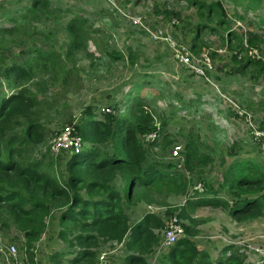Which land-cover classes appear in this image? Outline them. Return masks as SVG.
<instances>
[{
    "label": "rangeland",
    "instance_id": "374dc122",
    "mask_svg": "<svg viewBox=\"0 0 264 264\" xmlns=\"http://www.w3.org/2000/svg\"><path fill=\"white\" fill-rule=\"evenodd\" d=\"M34 1L0 0V102L19 90L5 71L12 64L30 68L38 51H53L69 70H76L65 83L59 78L56 81L51 69L40 63L30 81L20 82L37 97L40 122L48 129L46 141L35 148L34 156L47 153L64 171L74 154L62 150L51 156L52 140L68 129L83 138L79 128L90 120L88 109H94L101 119L105 114L97 111L110 109L113 113L106 114L114 116L117 123L131 117L135 99H143L152 106L157 121V130L150 134L158 135L153 142L146 140L150 134L142 138L147 152L145 167L160 164L166 167L165 172L179 173L190 181L187 195L155 188L147 190L150 203L124 200L132 220L151 213L164 224L155 231L159 246L145 255L148 264H159L168 253L161 243L169 220L176 217L184 229L180 239L186 237L188 228L213 264L222 256L229 257L231 252L226 249L231 246L240 250L246 264H264V218L239 222L222 209L186 207L190 197L209 188L233 203L236 198L223 179L228 166L238 158L264 159V60L249 55L256 50L264 58V0H195L207 6L221 3L224 18L219 9L210 18L201 16L206 7L199 9L189 0H42L36 9L38 20H30L35 17L28 11ZM77 16L89 20L93 27L87 49L71 53L68 24ZM221 19L226 25L219 24ZM199 24L214 31L205 29L194 42ZM157 31L188 48L192 58L208 52L213 70L207 78L195 76L168 42H157ZM112 53L124 59L114 60ZM251 61L261 64L255 66ZM165 133L172 143H164ZM189 135H194L204 146L202 153L213 159L193 172L186 169V159L174 157L177 147L185 149ZM83 140L84 147L90 146ZM252 150L255 153L242 152ZM115 187L123 192L120 178ZM60 212L56 210L48 219L45 234L30 253L24 233L15 226L3 228L0 222V233L18 248L20 264H70L76 257L79 249L70 245L72 237H60ZM117 247L103 241L96 252L99 256ZM121 253L108 256L109 264H126L128 257L123 263ZM57 254L66 258H55Z\"/></svg>",
    "mask_w": 264,
    "mask_h": 264
},
{
    "label": "trees",
    "instance_id": "16d2710c",
    "mask_svg": "<svg viewBox=\"0 0 264 264\" xmlns=\"http://www.w3.org/2000/svg\"><path fill=\"white\" fill-rule=\"evenodd\" d=\"M189 1L199 9L206 7L201 16L210 18L217 9L221 10L222 18L226 15L219 2L207 6L195 0ZM41 3L42 0H35L33 7L28 9L35 15L30 20H38L36 9L42 6ZM174 16L179 17L178 14ZM219 24L226 25L224 19ZM91 27L86 18L77 16L70 20L69 52L87 49ZM205 29L214 31L205 24H199L194 42L199 40ZM37 54L30 68L12 64L5 71L19 90L0 102L2 227L9 229L15 226L22 231L30 253L33 244L45 234L48 219L59 210L60 237L66 240L72 237L70 245L79 249L70 264H96V249L103 241L123 243L126 240L133 252L126 264H148L145 255L159 246L160 238L155 231L162 229L164 224L156 215L147 213L140 222L131 225L124 200L127 203L136 200L150 203L147 190L166 189L187 195L190 186L185 176L167 173L165 166L153 164L145 167L147 152L142 137L157 130L152 106L143 99H135L131 117L117 123L112 115L98 119L95 110L88 109L90 120L79 128V133L90 146L73 153L63 171L48 154L40 158L34 156L35 148L46 141L48 129L40 122L37 97L20 82L30 81L40 63L51 69L56 81L59 78L65 83L76 70H69L61 63V56L53 51H38ZM110 56L114 60L124 59L119 54ZM251 63L255 66L261 64ZM163 139L164 143H172L166 133ZM106 146L110 149L107 150ZM203 147L194 135H189L185 147L187 170L193 172L213 162L211 157L202 153ZM242 152L255 153L254 150ZM118 178L124 184L123 192L115 187ZM223 179L225 188L236 198L233 203L221 198L218 190L209 188L205 193L190 197L186 207L191 210L204 207L222 209L239 222L264 218V159H235L226 169ZM192 236L187 228L186 237L175 244L159 264H213L210 254L200 250ZM235 248L226 249V253L231 252V255L222 256L216 264H246L243 254ZM32 256L31 253V259ZM54 257L66 258L61 254Z\"/></svg>",
    "mask_w": 264,
    "mask_h": 264
},
{
    "label": "built area",
    "instance_id": "2783aa9c",
    "mask_svg": "<svg viewBox=\"0 0 264 264\" xmlns=\"http://www.w3.org/2000/svg\"><path fill=\"white\" fill-rule=\"evenodd\" d=\"M140 22V21H139ZM159 35H155V39L158 42L165 41L163 43H168L172 46V51L176 53V57L179 58L186 66L191 70L195 76L207 78V75L213 70V63L209 57L208 52H203L199 58H192V55L188 53V48L178 44L176 41L173 42L172 37L166 36L162 31H157ZM168 42V43H167ZM249 55L253 60L262 61L264 58L258 54V51L251 50ZM197 59V60H195ZM109 109V108H108ZM98 115L106 113H113L112 110H107L102 107L97 111ZM97 116V114H96ZM98 118V116H97ZM101 119V118H98ZM143 138V137H142ZM158 138L157 134H150L146 137L147 141L153 142ZM57 139V140H55ZM51 142L50 150L48 152L51 156H56L62 150H70L73 153L79 152L84 148L83 138L75 132L74 129H68L60 136L55 138ZM143 140V139H142ZM53 151H56L53 153ZM47 154V153H45ZM174 157L180 160H185V149L182 147H177L174 150ZM184 235L183 226L179 224L177 217L171 218L167 224L166 230L164 232V237L161 243V247L170 250L175 244H177ZM185 238V237H184ZM117 243V242H116ZM109 252H104L100 254L97 264H109ZM0 264H20L19 251L17 246L8 238L7 236L0 233Z\"/></svg>",
    "mask_w": 264,
    "mask_h": 264
},
{
    "label": "crops",
    "instance_id": "0c3cea01",
    "mask_svg": "<svg viewBox=\"0 0 264 264\" xmlns=\"http://www.w3.org/2000/svg\"><path fill=\"white\" fill-rule=\"evenodd\" d=\"M89 145V143H88ZM122 181V180H121ZM120 190V189H119ZM144 214V213H143ZM142 216H135V219L132 220V218L130 217V220H131V225H135L137 224L138 222H140L142 220ZM133 223V224H132ZM113 243L114 245L118 246L114 252H109V256H115L116 253H119V252H122L121 255H122V258L119 259L120 261H123L124 263V259L127 258L129 255L133 254V252L131 250H129L128 248V241H124L123 243H116V242H111ZM171 249V248H170ZM169 251V250H168ZM165 255L167 254V252L164 253ZM99 256H100V253H99ZM99 259V257H98ZM97 259V261H98ZM145 259L147 260V262H149L148 258L145 256ZM98 263V262H97Z\"/></svg>",
    "mask_w": 264,
    "mask_h": 264
}]
</instances>
